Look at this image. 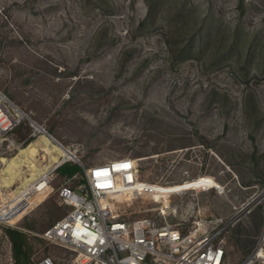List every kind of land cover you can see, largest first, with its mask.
Here are the masks:
<instances>
[{
    "label": "rangeland",
    "instance_id": "1",
    "mask_svg": "<svg viewBox=\"0 0 264 264\" xmlns=\"http://www.w3.org/2000/svg\"><path fill=\"white\" fill-rule=\"evenodd\" d=\"M0 91L68 162L136 160L155 190L117 197L121 219L164 211L184 234L202 220L224 238L264 218V0H0ZM34 130L25 118L0 144V264H15L4 226L27 233L30 264L71 257L43 233L82 169L15 203L53 163L42 137L61 147Z\"/></svg>",
    "mask_w": 264,
    "mask_h": 264
},
{
    "label": "built area",
    "instance_id": "2",
    "mask_svg": "<svg viewBox=\"0 0 264 264\" xmlns=\"http://www.w3.org/2000/svg\"><path fill=\"white\" fill-rule=\"evenodd\" d=\"M25 118L35 129L32 136L42 132L60 144L0 91V144ZM73 158L79 161L76 155ZM66 161L68 158L62 157L52 171ZM82 170L85 185L79 191L64 184L59 188L60 196L71 206L70 211L43 233L44 239L71 252L68 264H225L222 228L208 231L206 223L200 220L184 234L167 220L164 211L155 217L119 218L114 203L117 197L131 198L152 191L140 181L135 159L116 158L82 166ZM52 171L42 172L29 185L31 190L43 197L49 195ZM29 186L24 193L30 191ZM258 260L264 262L261 243L241 264H257ZM37 264L56 262L45 257Z\"/></svg>",
    "mask_w": 264,
    "mask_h": 264
},
{
    "label": "crops",
    "instance_id": "3",
    "mask_svg": "<svg viewBox=\"0 0 264 264\" xmlns=\"http://www.w3.org/2000/svg\"><path fill=\"white\" fill-rule=\"evenodd\" d=\"M250 213H252V211ZM205 223L208 227V231L219 229L215 228V226H212L213 222H210L211 224H209V222L205 221ZM223 226L225 225L223 224ZM236 227V224L233 226H229L228 230H226L224 234L226 242L224 246L225 264H241L260 244L257 240H259V238L264 233V218L263 216L260 217L254 229L248 232L246 231V229L238 231L236 230ZM262 245L264 246V243ZM257 264H264V262L258 260Z\"/></svg>",
    "mask_w": 264,
    "mask_h": 264
},
{
    "label": "trees",
    "instance_id": "4",
    "mask_svg": "<svg viewBox=\"0 0 264 264\" xmlns=\"http://www.w3.org/2000/svg\"><path fill=\"white\" fill-rule=\"evenodd\" d=\"M57 169L68 173L69 177H71L81 171L82 168L77 163L67 161ZM4 232L11 242L15 264H30V244L27 233L23 229L14 226H4Z\"/></svg>",
    "mask_w": 264,
    "mask_h": 264
},
{
    "label": "bare ground",
    "instance_id": "5",
    "mask_svg": "<svg viewBox=\"0 0 264 264\" xmlns=\"http://www.w3.org/2000/svg\"><path fill=\"white\" fill-rule=\"evenodd\" d=\"M36 128L37 129H41V126L35 124ZM42 142H43V148L42 150L45 151V154H49L53 160V163L50 164L46 169V171H52V169L54 168V166L56 165L57 162H59V155H63L64 158H72L74 157V153L73 152H70L69 150H67L66 148H63L62 146L59 147L57 145H50V140L48 138H46L45 136L42 137ZM39 150V147L36 146V144L32 143L28 146V149L27 151H30L31 154H36V152H38ZM14 163L17 162V159H13ZM204 181L207 183V186H210L209 183L213 182L211 179L207 178V179H204ZM202 182V181H201ZM145 184H147L148 186L151 187V190H155V186L154 185H151L147 182H144ZM187 183V182H186ZM30 188V191L28 193H22L21 195H18L17 196V199L15 200V203L16 201L19 199L20 201L24 202V203H29L34 197L37 196V194H39L38 192H34L31 190V186H29ZM2 214H4V212L2 211L1 212Z\"/></svg>",
    "mask_w": 264,
    "mask_h": 264
}]
</instances>
